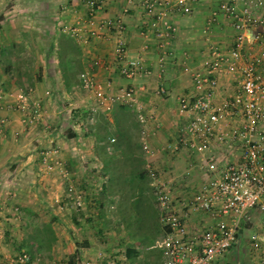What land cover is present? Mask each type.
I'll list each match as a JSON object with an SVG mask.
<instances>
[{
    "label": "crops",
    "instance_id": "1",
    "mask_svg": "<svg viewBox=\"0 0 264 264\" xmlns=\"http://www.w3.org/2000/svg\"><path fill=\"white\" fill-rule=\"evenodd\" d=\"M216 2L196 0L188 13L173 8L169 18L175 29L162 46L158 37L148 30L149 15L136 0H103V8L96 14L97 19L119 16L125 26L127 54L141 56L144 65L151 69L150 76L137 78L135 83L137 102L153 116L148 123V128L153 129L149 135L152 146L173 140L182 123L177 98L192 89L184 65L198 66L210 42L226 48L232 41L233 30L220 16L204 31L205 20ZM84 10L85 0H0V238L17 236L15 231L28 229L20 240L21 244L26 243L30 230L49 221L55 241L59 239L56 214L52 213L47 221H38L44 213L42 204L47 206L43 198L59 192L56 170L42 174L41 171H46L40 156L48 147L58 146L55 157L64 160L69 167L70 181L78 179L89 191L96 182L101 187L108 180V174L97 152L103 144V140L95 138L98 132L112 133L118 129L129 134L130 143L135 144H131L133 149L139 151L137 156L132 154V161L142 160L144 172L153 169L169 182V189L177 199L189 198L201 180L198 158L183 148L160 149L151 156L144 154L139 143V123L132 109L125 105L114 104L107 117L96 109L95 120L90 121L93 102L79 85V72L87 70L97 79L107 80L110 89L130 81L116 68L109 29L103 28L94 35L68 32L75 16ZM258 46L252 45V51ZM160 56L163 68L157 75ZM95 61L100 64H94ZM105 64L109 66L107 72L101 67ZM257 68L264 74V56ZM160 84L167 87L166 93L155 92ZM234 88L235 80L229 74H219L214 99L220 100ZM20 89L30 90L32 105L39 111V118L34 122H25L24 112L13 106L12 94ZM155 121L159 126L154 128ZM85 124L91 127L90 131ZM131 145L121 142L113 148L114 153L120 155L121 150L130 149ZM106 150L112 151L111 146L107 145ZM127 181L129 183V177ZM116 193L110 196L117 199L115 204L119 206L120 194ZM200 215L192 214L188 225L196 226ZM241 242V239L236 241L210 264L239 259ZM253 262L263 264L261 255L253 256Z\"/></svg>",
    "mask_w": 264,
    "mask_h": 264
},
{
    "label": "built area",
    "instance_id": "2",
    "mask_svg": "<svg viewBox=\"0 0 264 264\" xmlns=\"http://www.w3.org/2000/svg\"><path fill=\"white\" fill-rule=\"evenodd\" d=\"M132 1V0H127ZM149 15L148 30L166 43L175 29L169 12L173 8L188 13L196 0H136ZM103 0H85V10L75 16L67 28L72 35H94L106 28L111 32L113 60L116 68L130 82L116 89L109 88L107 80H99L82 70L78 74L79 85L93 102L89 116L95 120V110L109 116L114 104L132 109L139 123L140 146L151 156L160 149L170 151L183 148L198 158L202 176L192 195L177 199L166 181L153 172L150 186L162 233L152 246L161 253V264H210L232 244L239 241L245 228L250 247L261 255L264 264V74L257 65L264 56V0H217L205 20L204 31L220 16L233 30L228 47L210 42L199 65L189 68L192 89L177 98V112L183 116L173 140H165L156 146L149 143L153 129L148 123L153 119L137 102V78L150 76L151 69L144 65L141 56L127 54L124 38L125 26L119 16L97 19ZM259 45L252 51V45ZM163 58L158 57V74L163 68ZM94 64H100L95 61ZM104 72L108 65L101 66ZM226 73L235 80V88L220 100L214 99L218 75ZM155 92L164 94L167 87L157 85ZM14 107L24 112L25 122L39 118V111L32 105L30 90L13 93ZM32 111V115L29 113ZM153 126L158 127L157 121ZM58 146L45 149L40 161L46 170L58 168L66 182L65 195L74 209L83 208L84 198L70 181L65 162L55 157ZM53 156L50 160L49 157ZM14 210H17L14 207ZM192 214H201L196 226H189ZM123 249L113 251L98 249L93 256L80 260L79 264H125ZM30 255L21 249L14 264H33Z\"/></svg>",
    "mask_w": 264,
    "mask_h": 264
},
{
    "label": "rangeland",
    "instance_id": "3",
    "mask_svg": "<svg viewBox=\"0 0 264 264\" xmlns=\"http://www.w3.org/2000/svg\"><path fill=\"white\" fill-rule=\"evenodd\" d=\"M88 99L90 100V98ZM87 126L88 125H86V129L89 128L88 130L90 131L91 127ZM72 157H75L74 154ZM93 169L95 168L93 167ZM44 170L46 172L41 171V168L39 171H41L42 174L50 172V170ZM55 170V172H57L56 174L60 177H57L59 192L56 195L47 196L46 199L43 198L47 206L42 204L44 213L40 215L38 221L39 223L47 221L52 213L56 214L58 216L56 220V231L58 232L59 239L54 241L48 249L39 250L34 247L28 249L26 245L20 243L22 236L27 233L28 229L15 231L17 236H14L15 234L8 237L2 235L0 238V264H14L16 254L21 251V249L30 255L31 260L34 261L33 264H79L80 260H84L88 256H93L98 249L113 251L116 248H120L122 250L127 244L132 243L131 231L124 227L123 223L120 221V207L115 204V200L117 199L114 196L113 198L110 196L113 193L109 194L104 192L102 186L100 187L98 182H96L94 189L89 191L85 189L86 187H84L78 179H76V181H71L75 189L82 192L84 198L85 205L83 208L76 210L71 205L69 197L65 195L67 181L61 177L58 168ZM152 170L153 169L148 168V172H146L141 179L135 181L130 180V185L128 181H126L125 186L127 190L129 192L132 191L134 195L140 193L138 191L139 189H141V192L145 189L152 192L150 182L148 183V179L150 181L148 173L155 172ZM154 174L158 176L156 173ZM167 183L169 186L170 183ZM137 188L139 189L137 190ZM116 194L118 195L120 192ZM93 196L96 197L97 203L94 202L95 198ZM162 230L154 237L153 242L162 233ZM247 233H249V230L246 227L241 238L242 242L239 246L240 253L237 254L238 257L240 256L239 259L232 257L231 259H236V262H220L221 264H252L251 259L253 256L256 254L258 256L260 255V253L255 252L250 247L247 241ZM144 250L145 248L143 246H139V255L130 257L128 259L129 264L140 263L142 255L145 252ZM224 254L225 252L219 257ZM128 262L126 260L124 261L125 264H128ZM253 264L259 263L253 262Z\"/></svg>",
    "mask_w": 264,
    "mask_h": 264
},
{
    "label": "trees",
    "instance_id": "4",
    "mask_svg": "<svg viewBox=\"0 0 264 264\" xmlns=\"http://www.w3.org/2000/svg\"><path fill=\"white\" fill-rule=\"evenodd\" d=\"M95 138L103 140V144L97 152L102 159L103 169L108 174V180L102 185V190L109 194L120 192L118 202L120 221L124 227L131 231L132 243L122 248L125 260L128 262L130 257L139 255L138 247L143 246L145 252L141 262L136 264H161L160 251L157 247L152 246L154 237L162 230L152 192L145 189L138 195H134L125 186L127 177L135 181L143 178L146 173L142 167V160L132 161L130 158L133 153L136 156L139 155V151L133 149L135 144L130 143V135L118 129L112 133L98 132L95 134ZM121 142L133 146L131 145L130 149L121 150L120 155H117L113 148L120 146ZM107 145L111 146L112 151L106 150ZM55 240V233L48 221L41 227H34L30 230L28 242L22 243V245H26L28 249L34 247L43 250L48 249Z\"/></svg>",
    "mask_w": 264,
    "mask_h": 264
}]
</instances>
